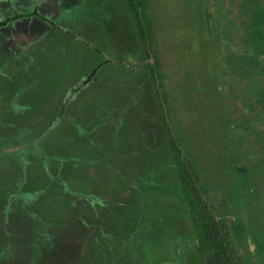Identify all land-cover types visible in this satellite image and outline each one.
<instances>
[{
    "label": "rangeland",
    "instance_id": "obj_1",
    "mask_svg": "<svg viewBox=\"0 0 264 264\" xmlns=\"http://www.w3.org/2000/svg\"><path fill=\"white\" fill-rule=\"evenodd\" d=\"M149 12L0 0V264H204L179 161L264 264V0Z\"/></svg>",
    "mask_w": 264,
    "mask_h": 264
},
{
    "label": "trees",
    "instance_id": "obj_2",
    "mask_svg": "<svg viewBox=\"0 0 264 264\" xmlns=\"http://www.w3.org/2000/svg\"><path fill=\"white\" fill-rule=\"evenodd\" d=\"M127 6L131 12L133 21L142 39L145 37L146 29L151 28L152 17L149 12V0H127ZM16 19L20 18L18 10L15 13ZM57 27V26H55ZM148 58H151L150 56ZM109 62H111L109 60ZM157 64V62H156ZM123 65V64H122ZM119 64V66H122ZM102 64L96 66L92 71L96 74ZM152 74L154 66H149ZM15 96V94H14ZM38 106H36L37 108ZM39 109V108H38ZM63 112V110H62ZM33 116L39 114V110L31 112ZM35 128L30 126V129ZM62 127H60L61 129ZM56 135V132H53ZM32 144V145H31ZM30 145L33 146V143ZM48 146V145H47ZM30 147V146H29ZM57 148L54 146L53 149ZM50 149V148H46ZM17 153V152H16ZM4 153H0V156ZM5 156V154L3 155ZM178 173L181 185L189 197L187 205L191 208L196 225L199 229L198 239L200 242V252L204 264H251L244 258L233 245V239H246L247 229L244 225L233 222V226H227L217 215L214 207L205 200L202 183L199 177L193 174L185 164L179 161ZM233 229L235 231H233Z\"/></svg>",
    "mask_w": 264,
    "mask_h": 264
},
{
    "label": "flooded vegetation",
    "instance_id": "obj_3",
    "mask_svg": "<svg viewBox=\"0 0 264 264\" xmlns=\"http://www.w3.org/2000/svg\"><path fill=\"white\" fill-rule=\"evenodd\" d=\"M40 6V5H39ZM39 8V7H38ZM46 20H48V19H46Z\"/></svg>",
    "mask_w": 264,
    "mask_h": 264
}]
</instances>
